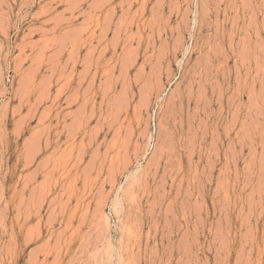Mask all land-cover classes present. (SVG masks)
Here are the masks:
<instances>
[{
    "label": "rangeland",
    "instance_id": "374dc122",
    "mask_svg": "<svg viewBox=\"0 0 264 264\" xmlns=\"http://www.w3.org/2000/svg\"><path fill=\"white\" fill-rule=\"evenodd\" d=\"M0 264H264V0H0Z\"/></svg>",
    "mask_w": 264,
    "mask_h": 264
}]
</instances>
